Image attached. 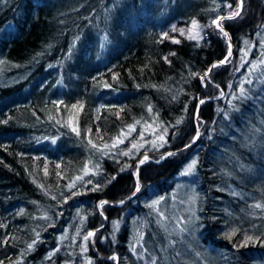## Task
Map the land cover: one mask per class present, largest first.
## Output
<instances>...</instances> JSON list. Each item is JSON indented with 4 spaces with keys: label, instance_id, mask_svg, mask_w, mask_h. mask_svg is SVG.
<instances>
[{
    "label": "trees",
    "instance_id": "1",
    "mask_svg": "<svg viewBox=\"0 0 264 264\" xmlns=\"http://www.w3.org/2000/svg\"><path fill=\"white\" fill-rule=\"evenodd\" d=\"M238 3L0 0L3 73H27L0 84V264H141L131 217L168 242L144 203L192 154L207 264H264V0ZM238 10L225 37L213 21ZM191 20L200 39L164 37ZM141 125L158 144L134 153L123 139Z\"/></svg>",
    "mask_w": 264,
    "mask_h": 264
},
{
    "label": "rangeland",
    "instance_id": "2",
    "mask_svg": "<svg viewBox=\"0 0 264 264\" xmlns=\"http://www.w3.org/2000/svg\"><path fill=\"white\" fill-rule=\"evenodd\" d=\"M192 21L193 20H191L184 27H178L175 21L170 22L164 29V37L170 42L177 41L179 37L190 39V36H196V38L193 40L200 39L202 37L203 28L196 21L199 27L193 29ZM11 27V24H7L1 31V34L6 30H10ZM180 30H183V35L181 34ZM2 60L3 58L0 57V84L23 80L27 75L26 72L22 76H16V74L11 73L4 75L3 67H1ZM56 66L54 65L51 67V69L55 70ZM41 77L42 75L38 78H35V80L33 79L32 83ZM50 80L51 77L49 75L41 80L36 86V92L39 91ZM27 89L28 86L25 87L21 92H18L15 98L24 97L26 95ZM2 101L7 100L2 99L0 100V103ZM129 133V135H125L123 140L128 142V145L133 149L134 153H136L141 148L148 150L158 144L159 138L156 133L144 125L138 127L131 126ZM142 160L146 161L147 157L143 156L140 161ZM140 161L139 164H142ZM193 162H195L194 165ZM196 164L197 155L192 154L189 160L182 166L179 173L176 175L173 189L170 190L166 195L151 198L144 203L145 207L151 213L154 221L160 225L164 234H167L166 237L168 244H165L159 238L157 232L153 231L152 229L147 231L148 227L144 218L147 215L142 214L131 217L129 247L134 253V256L139 258L141 264H161L160 261L156 259L159 252L164 254V260L166 262L167 260L171 261V258L173 257V264H207L211 260L210 255L207 253L208 248L196 239L198 229L196 227L198 219V199L196 187L193 183V179L197 173ZM189 166H193L190 172L188 171ZM98 208H100V204H98ZM128 211L129 210H126L120 220L113 222V227L115 229L123 224L124 218L126 214H128ZM90 232L93 233V231ZM88 233L89 232L83 234V245L86 243L84 237L87 236ZM73 234L74 238L78 236V233L74 232ZM91 237L92 236L89 238ZM75 264L91 263L89 260L81 259Z\"/></svg>",
    "mask_w": 264,
    "mask_h": 264
},
{
    "label": "snow or ice",
    "instance_id": "3",
    "mask_svg": "<svg viewBox=\"0 0 264 264\" xmlns=\"http://www.w3.org/2000/svg\"><path fill=\"white\" fill-rule=\"evenodd\" d=\"M242 7H243V0H239V3H238V5H237V8L238 9H242ZM240 15V11L238 10V11H234L233 13H232V15L231 16H229V17H227V19H232V18H234V17H237V16H239ZM223 19H225L224 17H221L219 20H216V21H213V23L216 25V27L221 31V32H223V34H224V36L225 37H227L228 36V33L226 32V31H224V28L222 27V24H221V20H223ZM199 26L197 25V22L195 21V20H193L192 21V28L193 29H196V28H198ZM175 30V29H174ZM181 31V34L183 35L184 33H183V30H180ZM190 39H195L196 38V36H190L189 37ZM175 42H179V41H175ZM228 55L230 56L231 55V49H230V47H229V53H228ZM228 61V57H225V60L224 61H221V63H226ZM217 65H213V67H216ZM211 71V69H209V72ZM207 77V73H205V75L204 76H202V77H200V79L203 81L205 78ZM243 92H244V90L243 89H241V94L243 95ZM204 101H201V103H203ZM162 139V138H161ZM169 155H172L171 153L169 154ZM144 161L142 160V161H140V163H143ZM195 164V162H193V165ZM192 167L193 166H189V169H188V171L190 172L191 170H192ZM113 180L115 179V177H113L112 178ZM111 182V181H110ZM73 187H74V185H73ZM93 190H95V189H93ZM139 190V188L137 187V191ZM102 203H105V202H102ZM121 203H123L122 201H121ZM257 207H260V205H257ZM92 235H94V233H92V232H89L88 233V235L87 236H85L84 237V239L85 240H87L90 236H92ZM230 238V237H229ZM253 238L252 237H246V242L247 241H249V240H252ZM32 247V245H29V248H31ZM111 259H113V260H116L117 258L115 257V256H113V257H111Z\"/></svg>",
    "mask_w": 264,
    "mask_h": 264
},
{
    "label": "bare ground",
    "instance_id": "4",
    "mask_svg": "<svg viewBox=\"0 0 264 264\" xmlns=\"http://www.w3.org/2000/svg\"><path fill=\"white\" fill-rule=\"evenodd\" d=\"M13 41H14V40H13ZM17 42H18V41H17ZM9 47H10V46H9ZM12 48H13V47H12ZM10 49H11V48H10ZM1 50H2V49H1ZM13 51H14V50H13ZM2 52H3V51H2ZM11 53H12V51H11ZM4 55L6 56L5 53H4ZM8 55H9V54H8ZM15 56H16V55H15ZM12 58H13V57H12ZM8 59H9V58H8ZM5 60H6V59H5ZM5 60H4V61H5ZM8 61H11V60H8ZM14 62H15V61H14ZM14 62H13V63H14ZM13 63H12V65H13ZM16 63H17V62H16ZM14 64H15V63H14ZM14 66H16V65H14Z\"/></svg>",
    "mask_w": 264,
    "mask_h": 264
},
{
    "label": "water",
    "instance_id": "5",
    "mask_svg": "<svg viewBox=\"0 0 264 264\" xmlns=\"http://www.w3.org/2000/svg\"><path fill=\"white\" fill-rule=\"evenodd\" d=\"M228 17H229V16H228ZM225 18H227V17H225ZM187 147H188V146H187ZM187 147H186V148H187Z\"/></svg>",
    "mask_w": 264,
    "mask_h": 264
}]
</instances>
